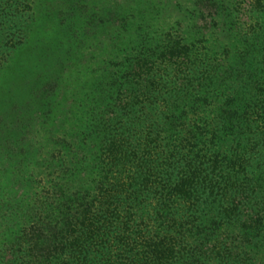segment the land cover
Segmentation results:
<instances>
[{"label":"trees","instance_id":"obj_1","mask_svg":"<svg viewBox=\"0 0 264 264\" xmlns=\"http://www.w3.org/2000/svg\"><path fill=\"white\" fill-rule=\"evenodd\" d=\"M36 1L0 0V101L61 14L59 51L43 53L37 66L57 89L71 71L63 47L76 10L63 2L54 16L56 3H49L39 15ZM259 13L260 30L237 32L234 54L194 38L160 46L143 33L124 55L134 37L121 22L116 66L85 65L82 80L75 74L69 103L79 130L73 142L61 141L67 152L57 150L58 178L37 220L9 226L21 245L5 264H264Z\"/></svg>","mask_w":264,"mask_h":264},{"label":"rangeland","instance_id":"obj_2","mask_svg":"<svg viewBox=\"0 0 264 264\" xmlns=\"http://www.w3.org/2000/svg\"><path fill=\"white\" fill-rule=\"evenodd\" d=\"M63 2L76 10L75 18L66 22L69 26L71 23L69 36L73 38L63 48L72 55V65L63 87L54 88V76L49 71L44 75L45 69L37 66L43 62V53L52 55L54 49L59 51L60 33L66 30L65 24L59 25L61 14L50 20L53 27L46 25L43 36L36 39L38 53L32 62H36L35 66L29 64L19 70L8 82L0 101V110H6L0 116V264L15 259L12 251L20 250L21 241L9 235V226L18 225L21 230L37 220L40 203L58 178L57 150L67 152L61 141L73 142L72 134L79 130L74 121L76 106L71 109L69 103L75 74L81 72L82 80L87 66L95 68L108 62L116 66L122 46L115 36L121 32V22L130 24L127 35L133 33L134 37L124 55L136 47L139 38L135 35L143 33L160 40V46L168 39L194 38L202 42L197 44L199 47L217 44L218 50L234 54L241 48L237 32L246 34L252 26L260 30L259 12L264 9V0H37L36 7L40 15L49 3H56L55 16ZM214 5L221 16L216 17ZM251 11L254 14L250 16ZM51 62L45 59L46 65ZM46 91H51L50 95ZM58 101L60 107L56 109ZM21 253L14 257L20 259Z\"/></svg>","mask_w":264,"mask_h":264}]
</instances>
